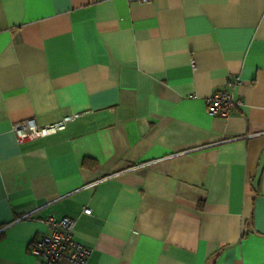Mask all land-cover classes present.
Returning a JSON list of instances; mask_svg holds the SVG:
<instances>
[{
	"label": "crops",
	"instance_id": "1",
	"mask_svg": "<svg viewBox=\"0 0 264 264\" xmlns=\"http://www.w3.org/2000/svg\"><path fill=\"white\" fill-rule=\"evenodd\" d=\"M48 216L87 264H264V0H0V264Z\"/></svg>",
	"mask_w": 264,
	"mask_h": 264
},
{
	"label": "built area",
	"instance_id": "2",
	"mask_svg": "<svg viewBox=\"0 0 264 264\" xmlns=\"http://www.w3.org/2000/svg\"><path fill=\"white\" fill-rule=\"evenodd\" d=\"M135 1L145 4L152 0ZM239 83V79L233 77L226 84L230 91H217L205 98L204 104L208 116L224 119L232 110L242 107L241 101L233 94ZM77 117L78 114L65 116L57 122L43 126L38 125L33 118H29L13 123L11 132L18 143L43 139L62 132ZM82 213L89 215L91 211L89 208H83ZM24 218L26 216H22L19 220ZM43 224L46 231L36 237L28 247L31 255L41 258L43 264H58L62 260L72 264H87L92 250L74 241L72 234L75 222L73 219L66 217L56 219L48 216L43 220Z\"/></svg>",
	"mask_w": 264,
	"mask_h": 264
},
{
	"label": "trees",
	"instance_id": "3",
	"mask_svg": "<svg viewBox=\"0 0 264 264\" xmlns=\"http://www.w3.org/2000/svg\"><path fill=\"white\" fill-rule=\"evenodd\" d=\"M82 166L85 168H92L95 166V162L90 159H83Z\"/></svg>",
	"mask_w": 264,
	"mask_h": 264
}]
</instances>
